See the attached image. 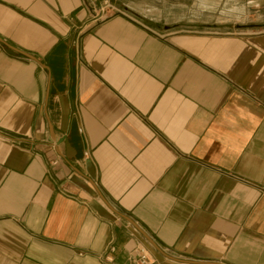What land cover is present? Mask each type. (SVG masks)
<instances>
[{"label":"crops","instance_id":"crops-1","mask_svg":"<svg viewBox=\"0 0 264 264\" xmlns=\"http://www.w3.org/2000/svg\"><path fill=\"white\" fill-rule=\"evenodd\" d=\"M113 2L0 0V264H264V33Z\"/></svg>","mask_w":264,"mask_h":264},{"label":"rangeland","instance_id":"rangeland-1","mask_svg":"<svg viewBox=\"0 0 264 264\" xmlns=\"http://www.w3.org/2000/svg\"><path fill=\"white\" fill-rule=\"evenodd\" d=\"M112 12L127 13L161 33H264V0H114Z\"/></svg>","mask_w":264,"mask_h":264},{"label":"built area","instance_id":"built-area-1","mask_svg":"<svg viewBox=\"0 0 264 264\" xmlns=\"http://www.w3.org/2000/svg\"><path fill=\"white\" fill-rule=\"evenodd\" d=\"M90 6L92 7V10L96 12L95 4L93 2H90ZM112 8L115 9L114 7ZM102 15L103 13L101 14V16ZM85 156L87 157L88 154L85 153ZM53 165H57V161H54ZM114 251H115V246L110 244L107 248V252L109 253L103 255V259L106 262L113 264L114 259L110 253ZM128 261L131 264H151L153 262V255L151 254L150 250L144 243L139 242L137 243L135 248L128 253Z\"/></svg>","mask_w":264,"mask_h":264},{"label":"water","instance_id":"water-1","mask_svg":"<svg viewBox=\"0 0 264 264\" xmlns=\"http://www.w3.org/2000/svg\"><path fill=\"white\" fill-rule=\"evenodd\" d=\"M7 52H8L9 54H15V53H16L13 49H11V48H9V47H7Z\"/></svg>","mask_w":264,"mask_h":264}]
</instances>
